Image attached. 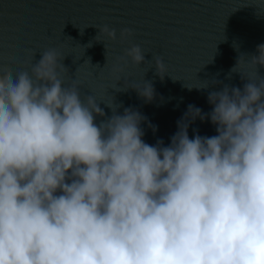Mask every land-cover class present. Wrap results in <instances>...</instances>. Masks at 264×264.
I'll return each instance as SVG.
<instances>
[{
  "label": "clouds",
  "instance_id": "1",
  "mask_svg": "<svg viewBox=\"0 0 264 264\" xmlns=\"http://www.w3.org/2000/svg\"><path fill=\"white\" fill-rule=\"evenodd\" d=\"M97 28L96 42L116 40L115 28ZM26 52V70L0 66V264H264V44L231 70L255 65L254 75L239 72L242 88L210 91L209 113L189 105L185 117L209 120L216 135L190 138L184 117L168 145L144 140L139 111L82 98L77 78L65 86L57 49L35 63ZM128 58L146 62L138 44ZM152 59L163 79L162 58ZM118 82L117 92L154 96L150 81Z\"/></svg>",
  "mask_w": 264,
  "mask_h": 264
},
{
  "label": "water",
  "instance_id": "2",
  "mask_svg": "<svg viewBox=\"0 0 264 264\" xmlns=\"http://www.w3.org/2000/svg\"><path fill=\"white\" fill-rule=\"evenodd\" d=\"M103 25L117 32L114 41L103 34L98 37L106 45L107 61L104 43L95 41L97 27ZM124 28L132 32L121 38ZM133 44L145 52L146 62L140 66L132 64L130 58L127 64L121 59ZM261 44L264 0H0V66L23 71L31 61L26 50L36 52L35 63L41 58L40 52L57 49L61 57L65 56L62 63L68 69L63 73L65 86L77 78L82 98L93 94L105 103L113 101L121 105V114L129 107L139 111L147 118L142 124L144 140L152 145L158 139L165 145L170 143L189 105L209 113L210 91L225 84L242 88L246 81L241 73L254 75L255 65L242 62L235 69L241 73L231 70L240 55L246 60L258 55ZM155 56L166 66L163 79L157 74ZM117 66L124 70L114 71ZM257 72L264 77V66L257 65ZM118 80L120 88L128 84L142 87L145 80L150 81L152 100L131 88L117 92L112 88ZM213 80L220 83L213 85ZM205 83H209L207 89H198ZM100 107L106 116L111 115L104 103ZM194 116L190 112L185 117L190 138L193 130L201 136L216 135L209 120L191 121ZM101 119L97 116L96 122ZM148 123L157 126L155 133Z\"/></svg>",
  "mask_w": 264,
  "mask_h": 264
}]
</instances>
